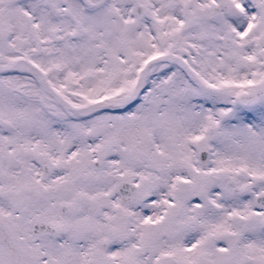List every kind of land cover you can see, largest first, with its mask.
<instances>
[{"label": "snow or ice", "instance_id": "snow-or-ice-1", "mask_svg": "<svg viewBox=\"0 0 264 264\" xmlns=\"http://www.w3.org/2000/svg\"><path fill=\"white\" fill-rule=\"evenodd\" d=\"M0 264H264V0H0Z\"/></svg>", "mask_w": 264, "mask_h": 264}]
</instances>
